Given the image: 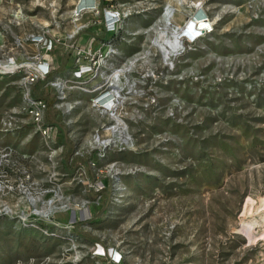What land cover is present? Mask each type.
Here are the masks:
<instances>
[{"label": "rangeland", "instance_id": "1", "mask_svg": "<svg viewBox=\"0 0 264 264\" xmlns=\"http://www.w3.org/2000/svg\"><path fill=\"white\" fill-rule=\"evenodd\" d=\"M99 1L0 0V264H111L96 241L115 264H264V0H107L123 18L104 38ZM200 10L210 29L176 43ZM47 56L73 152L51 154L23 96ZM106 80L113 113L92 103Z\"/></svg>", "mask_w": 264, "mask_h": 264}, {"label": "built area", "instance_id": "2", "mask_svg": "<svg viewBox=\"0 0 264 264\" xmlns=\"http://www.w3.org/2000/svg\"><path fill=\"white\" fill-rule=\"evenodd\" d=\"M84 1V0H83ZM81 0V2H83ZM91 5L90 2L85 1L81 4V8L78 6V11L84 9V7H88ZM123 15L122 13L115 8H107L104 7L103 9V18H101L102 23L104 24L107 31H114L118 25V23L122 20ZM112 28V29H111ZM210 29V28H208ZM93 40H91L92 43ZM48 42V49L52 47V39L47 40ZM50 58L47 56L46 59L43 58L39 62V66L35 67L33 70H30L24 76L23 86H24V99L27 105V109L32 115L34 122L37 125L38 130L43 135L47 147L51 150V154L57 153V151H61L63 145L56 140L55 137V124L49 123L46 121V111H47V101L44 98L36 97L31 93L30 86L36 82L40 77L47 76V74L51 71V63ZM97 60H94V63ZM94 63H87V64H77L74 69V74L77 77H82L83 73L88 71L96 70L98 66H95ZM121 69V68H119ZM114 75V74H113ZM120 79V77H119ZM117 78V80H119ZM113 81V80H112ZM84 81H79L78 87L85 89L86 87L83 84ZM119 82V81H118ZM118 82H106L95 86L92 88L91 91L99 90L94 97L92 98L93 105L103 109L106 112L113 113L117 109L120 102H122L121 94L122 89ZM56 88L59 91V94L56 98H64L65 97V88L67 84L65 82H56L54 83ZM105 187V183L102 180H97L94 183V188L96 191H100ZM59 208L66 209V205H61ZM72 208L77 209L80 207L73 206ZM92 255L98 256H105L108 258V261L114 263H120L121 261V253H119L114 247H105L103 243L100 241H96V246L93 249Z\"/></svg>", "mask_w": 264, "mask_h": 264}, {"label": "bare ground", "instance_id": "3", "mask_svg": "<svg viewBox=\"0 0 264 264\" xmlns=\"http://www.w3.org/2000/svg\"><path fill=\"white\" fill-rule=\"evenodd\" d=\"M83 4V3H82ZM79 7H81V4H80V6ZM171 10V9H170ZM174 10V9H173ZM173 10H171V15H170V17L174 14V11ZM169 12V11H168ZM167 12V13H168ZM168 15V16H169ZM201 15H202V11L200 10L199 11V13L196 15V16H194L193 17V15L191 16V17H189L188 19H186V21H185V23L181 26V29L180 30H178V33H176V34H179V35H176V43H178L179 44V38H182V36L183 37H189V38H192V39H196V37H198L199 36V34H200V32H201V29H203V28H208L209 27V21L206 19V20H204V19H199L200 17H201ZM169 20V19H168ZM166 28V27H165ZM160 40H161V42H162V45H163V47L166 49V50H169L168 49V46H167V44L166 43H164L165 42V39H167L166 38V33L163 31V32H161V34H160ZM171 42V41H170ZM158 43H159V39H158ZM168 53V52H167ZM12 68H15V67H12ZM124 70L123 69H117L116 71H115V73H114V75H113V79H115L116 80V78H118L119 79V76H120V74L123 72ZM113 127V126H112ZM116 127H120V128H124V127H126V125H125V122L122 120V119H120V118H116V125L114 126V128H113V130L114 129H116ZM109 128V127H108ZM110 129H111V127H110ZM112 130V129H111ZM95 137V140L94 141H96V142H99V143H101V140H100V137H99V135H95L94 136ZM103 140V139H102ZM106 140V139H105ZM94 143V142H93ZM50 207H51V205H50ZM49 207V208H50ZM37 212V211H36ZM243 229L249 234V235H251L252 233H253V230H252V226H250V225H244L243 226ZM263 235V234H262Z\"/></svg>", "mask_w": 264, "mask_h": 264}, {"label": "trees", "instance_id": "4", "mask_svg": "<svg viewBox=\"0 0 264 264\" xmlns=\"http://www.w3.org/2000/svg\"><path fill=\"white\" fill-rule=\"evenodd\" d=\"M109 3L107 0H100L99 1V6H100V17L103 18V9L105 7V5ZM103 24V23H102ZM106 33V28L103 24V30H102V35L101 36H96V34L94 33L93 35L95 37L98 38H104V34ZM70 60V55L65 53L64 54V59L61 61L60 67L61 66H65L66 63ZM58 71H60L58 69ZM54 73V67L53 69H51L50 73L47 74V76L44 79H39L36 82L33 83V89H32V94L36 97H41L46 99L48 107H47V111H46V121L52 124H55V115H54V111H55V106H54V102L56 100L57 95L54 92H46V91H41L40 87L45 84L49 78L52 76V74ZM50 87V86H49ZM47 89V88H46ZM50 90V88H49ZM76 234L84 237V236H88L89 240H91L93 237H91L90 235L84 233L83 231H74ZM111 264H115L114 262H111Z\"/></svg>", "mask_w": 264, "mask_h": 264}, {"label": "crops", "instance_id": "5", "mask_svg": "<svg viewBox=\"0 0 264 264\" xmlns=\"http://www.w3.org/2000/svg\"><path fill=\"white\" fill-rule=\"evenodd\" d=\"M51 89V86L49 87L48 86V89ZM56 118V117H55ZM55 135H59V141H61V144L64 146V147H67V150H74L75 148V143H74V140H72L71 138L68 137L67 135V132L65 130V128L59 123V121L57 120V118L55 119ZM63 149V148H62ZM61 161L63 163V166L67 169V171H70L68 170L69 168V162L68 160H65L63 157L61 158ZM75 164V163H74ZM73 164V166H74ZM90 187L92 188V186L90 185ZM72 209V212H73V216L72 218L68 221V226L70 227V230L71 231H81L77 228V216H78V210L77 209H74V208H71Z\"/></svg>", "mask_w": 264, "mask_h": 264}]
</instances>
